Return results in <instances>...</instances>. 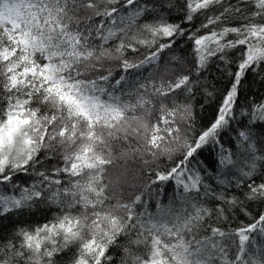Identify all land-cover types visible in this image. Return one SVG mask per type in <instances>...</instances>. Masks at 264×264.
<instances>
[{
  "label": "snow or ice",
  "instance_id": "snow-or-ice-1",
  "mask_svg": "<svg viewBox=\"0 0 264 264\" xmlns=\"http://www.w3.org/2000/svg\"><path fill=\"white\" fill-rule=\"evenodd\" d=\"M181 38L192 41L191 66L157 78L161 54ZM231 49H239L235 61ZM214 57L230 82L214 120L190 140L194 89ZM249 76L264 87V0H0V227L41 204L58 209L43 224L0 235V264H264V138H254L264 97L244 110ZM237 111L248 116L237 132L249 154L240 164L220 143ZM212 146L219 158L208 176L191 165ZM42 156L59 166L37 173L40 187H20L13 178ZM133 158L149 179L125 200L108 173ZM161 158L171 162L163 170ZM169 182L174 199L162 204ZM237 211L248 222L230 228Z\"/></svg>",
  "mask_w": 264,
  "mask_h": 264
},
{
  "label": "trees",
  "instance_id": "trees-1",
  "mask_svg": "<svg viewBox=\"0 0 264 264\" xmlns=\"http://www.w3.org/2000/svg\"><path fill=\"white\" fill-rule=\"evenodd\" d=\"M229 2L233 5L237 4V0H229ZM219 11V9H217ZM171 22H179V14L175 11L171 14ZM204 17H200L193 21L196 27H199L200 23ZM242 23L239 19H230L227 24L229 26H238ZM191 27V26H189ZM215 28H220L221 25H214ZM207 30H202V33ZM201 33V34H202ZM225 39H235L234 35H230ZM145 49H141V52H145ZM239 49H231L228 50V58L230 60L235 61L238 58ZM175 58V60L173 59ZM213 62L210 64V71L202 77L200 83L195 86V100L193 101V106L196 111V119L194 122V127L192 130L188 131V138L190 140L194 139L196 135H198L202 130H204L210 123L214 120L216 116V112L218 107L222 102L223 95L226 92V89L229 85V77L226 74V68L222 61L218 58H212ZM194 60V53L192 47V41L181 38L178 46L174 45L172 50H165V53L161 54V61L159 69L156 70L155 75L157 78L160 76H164V79H173L176 75H179L182 71L180 65L191 66ZM168 68L174 69L173 71L167 72L165 74V66ZM113 70H116L115 62L111 64ZM232 71H235V64H231L228 66ZM148 73L145 72V77H147ZM249 83L246 84V88L248 91L245 93L247 99L242 98L240 100V104L244 106V110L247 111V105L252 102V100L260 99L264 97V87L254 82V78L252 76L248 77ZM213 92L214 97L212 99H206L205 93ZM181 100H186V96H181ZM203 106V107H201ZM248 121V116L241 115L239 111H237L236 118L233 121L232 127L221 133L222 139L220 143L224 146L225 149L229 150L233 154V158L237 161L238 164L242 163L247 156L248 153L245 152V145L241 141V138L237 136L238 131L244 130V124ZM234 129V130H233ZM260 137L264 138V127H260L254 130V138ZM257 146L259 148V141H256ZM202 155H197V160L200 161L199 164L193 162L191 167L194 169H198L201 167H207V175H214L212 168L213 164L219 158V152L217 146L205 147L200 150ZM258 155L264 154V150L257 153ZM43 159V163L36 165L34 169H32L27 174H18L13 179L14 181L20 185V187H30L35 184L37 187L41 186V178L37 175V173L44 171L48 174L51 173L52 169L58 167L60 164L59 158L54 157L51 159ZM175 159V157H173ZM160 164V168L163 170L170 166V161L165 158H161L158 162ZM258 165L261 163L257 161ZM216 168L219 169V165H216ZM235 171V169H233ZM110 179L113 184L116 186L115 192L117 197H119L120 192L124 193L123 199L127 200L128 193L132 191L138 192L140 190V186L147 182L149 177L144 174L143 166L138 159H129L126 162L121 160L117 161L116 165L112 166L108 173ZM213 186L220 191L223 186L217 184L215 181H209ZM133 186H135L133 188ZM173 182H169L167 186L164 187V193L160 197L159 202L162 204H168L173 197ZM8 187H11L9 185ZM230 192L233 194H238L237 190L230 189ZM113 203L115 201H112ZM205 203L208 207H215L218 203L217 201L212 200H204L201 201ZM157 200L155 195L149 200L148 210L153 214L158 212V208L156 207ZM174 207L179 210L182 207L181 201L179 199H175ZM139 211H143V209H139ZM58 209L55 205H47L41 204L38 208L32 210L31 214L25 215L23 217H14L11 221L5 220L3 222V227H0V235L3 237H8L13 231L15 226H26L28 228H33L37 225L43 224L48 220H51L55 215H57ZM243 223L248 222V218L242 215L240 212L235 213V218L231 219L229 222L230 228H236ZM259 241L261 238L256 237Z\"/></svg>",
  "mask_w": 264,
  "mask_h": 264
}]
</instances>
